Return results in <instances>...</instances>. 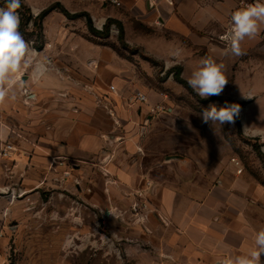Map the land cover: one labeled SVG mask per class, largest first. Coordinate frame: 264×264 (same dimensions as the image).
Segmentation results:
<instances>
[{
    "label": "rangeland",
    "instance_id": "obj_1",
    "mask_svg": "<svg viewBox=\"0 0 264 264\" xmlns=\"http://www.w3.org/2000/svg\"><path fill=\"white\" fill-rule=\"evenodd\" d=\"M53 4H60L71 14L84 12L85 7L95 11L106 8L99 0H21V7L17 10L20 16L19 31L28 43L29 51L26 54V63L22 61L20 71L15 74L16 82L4 98L7 103L3 110L6 116L4 120L7 119L11 126H15V113H21L25 122L29 119L42 122L38 128H32V136L28 134L24 139L23 137L17 139L13 133L8 134L4 139L0 138V212L4 213L9 207L11 208L14 201L18 209L16 216L0 217V262L5 260L7 264H136L141 253L145 255L144 248L148 251V255L154 254L151 253L155 251L153 244H144L143 234H139L137 227L140 225L143 227L146 222L144 220L137 222V218L130 215V207L132 208V204L136 202L132 198L137 197L138 194L143 195L142 199L148 206L147 210L140 211L141 215H145V212L150 210L151 201L142 189L143 184L140 187L137 185L135 189L126 188L124 184H114L120 187L116 195L118 198L109 200L108 180L113 175L109 172L110 167L115 164L117 170L124 175L136 161H139L138 157H141L152 164L150 165L153 175L158 173V169L154 168L155 165L167 162L166 158L176 156L175 154L183 159L187 157L183 153L166 150L162 153L157 152L156 147L153 146L144 156L138 153L131 155L128 148L123 147L117 151L116 160L115 158L109 160L108 153H113L114 148L113 142L110 143V137L107 136V121L112 117L111 110L117 106V98L124 101V111H126L130 110L129 102H135L137 94L145 95L146 103H137L135 106V109H138L137 107L145 109V117L159 111L173 113L175 119L162 121L166 133L172 134L177 131L176 129L181 128L190 129V139L204 144L206 149L209 148L207 153L212 158V166L222 165L221 162L226 163V167L221 168L226 172L229 170L228 166L236 169L232 163V160L236 159L240 164V167H237L238 172H242L241 175L264 185V164L256 151V147H259L264 154V132L258 131L254 134L245 132L247 126L250 128L258 126L264 131V71L257 68H254V73L251 70L245 71L246 62H250L253 57L251 52L243 53L244 61L239 65V68L243 69L239 70L235 82L233 78L236 74L232 79H228L229 83L222 95L202 99L177 82L173 74H167L170 69L178 67V63L158 60L141 46L139 37H154V30L131 22L128 39L125 37L126 42L124 41L125 45H123L119 40L116 25H111L110 37L101 38L89 31L86 18L69 19L58 8L49 13L41 23L35 25L34 18ZM4 7L0 5V8ZM108 19L101 26L95 24L98 22L97 19L93 20L94 27L102 31ZM25 20L28 22L21 31V24ZM165 35L168 39L172 38L168 33ZM222 43L225 44L223 41ZM170 46H172L171 50L175 48L173 42ZM75 47H80L81 50L91 48V51H100V64H83L84 72L92 66L93 69L90 71L96 73V78H93L96 79L94 87H87L85 83L81 88L65 86L43 95L38 102L32 101L36 93L35 89L40 91V88H37L40 79L36 81L34 79L27 84L28 77L34 71L30 63L38 56L40 60H44L41 53L45 48L52 50L51 54H53L46 57V60L55 57L65 63V59L69 58L68 55L65 58L63 55L57 56L56 53ZM113 53L124 61V69L123 66L114 67L108 64V59ZM233 56V54L227 55L226 61H230L229 58ZM256 60L264 64V56L256 57ZM67 66L72 70L70 72L65 69L68 73L65 80L69 82L71 77H74L70 73L74 74L75 70L79 69L74 68L70 63ZM196 70L197 67L193 72ZM188 72L191 76L192 72ZM118 73L125 76L121 78ZM84 76L92 82L89 72ZM82 94L96 96L98 101L92 106L97 109L101 129L96 137L101 144L97 149L99 153L94 155L96 158H86L80 162L75 161L74 158L67 160L66 163L52 159L54 165L62 168L54 169L47 164L46 158L50 156L42 147L35 146V136H43L44 130H48L47 121L52 118V112L60 111V105H56L58 97L66 99ZM226 100L244 103L239 116V125L237 120L235 124L224 126L218 123L211 126L202 122L200 114L204 109L213 104L217 108L222 107L228 103ZM70 104L72 106V103ZM88 106L90 107L91 104ZM88 106L84 107V112L89 111ZM178 118L180 120H176ZM173 123H180L181 127L176 125L178 126L176 128ZM29 140L33 142L29 144ZM150 143L154 144L155 139ZM128 144L130 145L131 142ZM9 145L13 148L12 152L4 156L2 150ZM190 155H201V152ZM20 160H24V166L19 164ZM27 178H29L28 182H26ZM175 183L178 188L185 184L178 183L177 180ZM147 186L151 185L148 183ZM125 190L129 191V195L125 194ZM129 198L132 199L130 206V202H127ZM92 199L99 203L96 204ZM142 199L136 200L141 203ZM112 211H115L116 215L112 214ZM134 225L136 227H132ZM124 226L134 228L133 235L125 231Z\"/></svg>",
    "mask_w": 264,
    "mask_h": 264
},
{
    "label": "crops",
    "instance_id": "obj_2",
    "mask_svg": "<svg viewBox=\"0 0 264 264\" xmlns=\"http://www.w3.org/2000/svg\"><path fill=\"white\" fill-rule=\"evenodd\" d=\"M254 2L255 0H121L119 7L101 2L106 6L105 9L95 11L85 7L84 12L90 14L92 21L98 20L95 22L97 26H101L108 18L120 23L124 31V41L125 37L128 39L131 22L154 30V37H139L141 46L158 60L178 63V67L182 69L181 76L186 81L191 77L188 71L193 73L195 67H200L202 59L212 58L224 65L223 71L227 79H232L236 74L233 78L235 82L239 70L243 69L239 68L241 61H244L243 54L234 55L235 59L233 56L229 58L230 61H226V56L232 53L227 45L222 43L221 37L230 27L232 13ZM260 2L264 3V0ZM116 27L118 28L117 25ZM167 33L171 35V39L167 38L165 35ZM172 42L175 47L173 50L170 46ZM241 48L243 53L251 52L253 55L250 62H246L245 71L251 70L254 73V68L264 71V64L256 60V57L264 56V25H261V30L255 38H246ZM90 49L81 50L80 47H75L58 51L57 56L63 55L66 58L68 55L69 58L65 59L64 63L55 57L46 60V57L53 54L52 50L45 48L41 53L44 60H40L38 56L30 63L34 71L28 77L27 84L34 79V81L40 79L37 85L40 91L35 89L32 101L38 102L43 95L65 86L81 88L86 84L87 87L93 88L96 73L90 71L93 69L92 66L84 72L83 64H100V51ZM79 55L82 57H78ZM96 55L99 57L95 58ZM69 63L79 70H75L74 74L70 73L74 77L66 82L65 77L68 73L65 69L72 71L67 66ZM108 64L114 67L123 66L124 69V61L115 53L110 55ZM88 72L92 82L84 76ZM117 75L121 78L125 76L120 73ZM248 76L251 77L249 74ZM66 99H62L61 96L56 99L60 111L52 112V118L48 119L49 121L46 119L48 130H44L43 136H35L34 141L37 148L42 147L50 156L46 158L47 164L54 169L62 168L54 165L52 159L66 163L72 158L79 162L86 158H96L94 155L99 153L97 149L101 146L99 138H96L101 131L99 117L97 109L92 106L98 102L96 96L82 94ZM116 101L117 106L111 110L112 117H107V136L110 137V143L113 142L114 148L113 153H108L109 160L114 158L116 160L117 151L123 147L128 148L131 155L138 153L144 156L153 146L157 152L162 153L166 150L183 153L187 157L183 159L175 154L176 156L166 158L167 162H164L166 165L164 163L155 165L158 173L153 175L152 164L138 156L136 159L139 158V161H136L124 175L117 170L115 164L109 166L111 168L109 172L113 174V178L108 180L109 200L118 198L116 195L120 187L114 184H124L126 188L131 189L143 184L142 189L151 201L150 210L145 212V215H141L142 211L134 213L130 207V215L136 217L137 222L140 220L146 222L143 227L137 226L139 234H143L142 241L144 244H153L155 250L151 252L153 255H148L144 248L146 253L145 255L141 253L136 264H221L225 258L247 255L252 251L255 247V234L264 229V185L241 175L242 172H238L240 164H237L236 159L232 160L236 169L228 166L229 170L226 172L221 170L222 167H226V163L221 162L222 165L212 166V158L207 153L209 148L206 149L204 144L190 139V129L181 128L176 129L175 133H166L162 121L175 119L170 111L154 112L145 117V109L139 107L135 109L137 102H129L130 110L124 111V101L120 98ZM5 104L7 103L4 100L0 102V138L4 139L13 133L17 139L22 137L24 139L28 134L32 136V128H38L42 121L29 119L25 122L21 113H15V126H11L7 119L4 120ZM141 104L138 106L141 107ZM86 106L89 107V111L84 112ZM172 125L181 127L180 123ZM261 130L258 126L245 127V132L253 134L258 131L264 132ZM154 139L155 143L151 144ZM31 142L33 141L29 140V144ZM196 152H201V155H190ZM20 161L19 164L24 166V160ZM178 171L180 173H177ZM176 180L178 183L184 182L183 187L178 188ZM28 181L29 178L26 182ZM148 183L151 186H147ZM125 194L129 195V191L125 190ZM132 199L137 201L138 198L135 196ZM132 199L129 198L127 201L130 202L129 206ZM94 202L97 204L98 201ZM12 204L13 206L4 213L0 212V217L18 214L15 201ZM112 214L116 215L115 211ZM132 227L124 226V229L132 234L134 232ZM261 264H264V254L261 255Z\"/></svg>",
    "mask_w": 264,
    "mask_h": 264
},
{
    "label": "clouds",
    "instance_id": "obj_3",
    "mask_svg": "<svg viewBox=\"0 0 264 264\" xmlns=\"http://www.w3.org/2000/svg\"><path fill=\"white\" fill-rule=\"evenodd\" d=\"M20 7L21 0H6V6L0 8V102L16 82L15 74L20 71L22 61L26 63L25 58L29 51L28 43L19 31L20 16L17 10ZM261 25H264V3L255 0L232 13L230 27L221 40L233 55L240 56L243 54L242 42L246 38H255ZM223 68V64L212 58L202 59L200 67L187 82L202 99L220 96L229 83ZM240 113L241 106L238 103H226L219 108L214 104L210 105L200 115L205 124L213 126L218 123L224 126L235 124ZM254 245V249L247 255L225 258L221 264H261V255L264 254V229L255 234Z\"/></svg>",
    "mask_w": 264,
    "mask_h": 264
},
{
    "label": "trees",
    "instance_id": "obj_4",
    "mask_svg": "<svg viewBox=\"0 0 264 264\" xmlns=\"http://www.w3.org/2000/svg\"><path fill=\"white\" fill-rule=\"evenodd\" d=\"M0 5L1 6H6V0L4 1H1L0 0ZM27 8V7H26ZM56 8H58L61 13L63 15H65L67 18L69 19H75V18H79V17H84L86 18V21H87V27L89 29V31L95 35V36H98V37H101V38H107L109 36V33H110V28H111V25L112 24H116L118 26V29H119V40L120 42L125 45V42H124V31H123V27L120 23H118L117 21L115 20H112V19H108L107 22L105 23L104 25V28L102 31H98L97 29H95L94 27V24H93V21H92V18L90 16V14H88L87 12H80V13H75V14H71L69 11H67L63 6H61L60 4H53L51 5L50 7L46 8L45 10H43L40 14H38L34 20H33V23L35 25H38L39 23H41L43 21V19L49 14L51 13L53 10H55ZM26 10L29 11V9L27 8ZM28 22V20H25L23 21V23L21 24V31H22V27L24 25H26ZM181 73H182V69L181 67H174L172 69H170L168 71L167 74H173L175 80L177 82H179L181 85H183L184 87H186L189 91H191V93H194L196 95V92L189 86L188 82L182 78L181 76ZM227 101V100H226ZM228 103H238L241 108L244 106V103H241V102H237V101H233V100H228L227 101ZM237 120V123L239 125V121H240V118L236 119ZM240 128V127H239ZM256 151L258 153V155L260 156L263 164H264V154L260 151V148L259 147H256Z\"/></svg>",
    "mask_w": 264,
    "mask_h": 264
},
{
    "label": "built area",
    "instance_id": "obj_5",
    "mask_svg": "<svg viewBox=\"0 0 264 264\" xmlns=\"http://www.w3.org/2000/svg\"><path fill=\"white\" fill-rule=\"evenodd\" d=\"M99 1H101V2H103L105 4H110V5H114V6H117V7L121 6V0H99ZM134 101L137 102V103H146L147 97L145 95H142V94H137L135 96ZM12 149L13 148L10 145L6 146V148H4L2 150V154L4 156H8V154H10L12 152ZM142 196H143L142 194H138L137 197L142 199ZM142 200L143 201L141 203L136 201V202H134L132 204V208L131 209H132V211L134 213H138V212H140L142 210H147V208H148L147 203H146V201H144V199H142ZM0 264H7V262L5 260H3V261L0 262Z\"/></svg>",
    "mask_w": 264,
    "mask_h": 264
}]
</instances>
